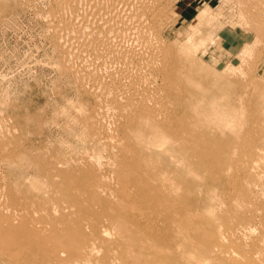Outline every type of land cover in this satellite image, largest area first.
<instances>
[{"label":"rangeland","instance_id":"374dc122","mask_svg":"<svg viewBox=\"0 0 264 264\" xmlns=\"http://www.w3.org/2000/svg\"><path fill=\"white\" fill-rule=\"evenodd\" d=\"M53 2L0 0V183L28 185L41 155L97 163L109 151L115 109L93 76L72 72L79 62L68 37L56 36ZM159 13L163 43L178 53L170 68L183 73L176 117L194 113L199 154L217 152L197 169L183 164L179 176L184 211L206 229L193 248L185 242L182 264H264V0H163Z\"/></svg>","mask_w":264,"mask_h":264},{"label":"bare ground","instance_id":"6f19581e","mask_svg":"<svg viewBox=\"0 0 264 264\" xmlns=\"http://www.w3.org/2000/svg\"><path fill=\"white\" fill-rule=\"evenodd\" d=\"M162 2L54 0L56 36L68 37L66 52L73 48L79 62L72 72L93 76L97 95L115 109L106 129L111 144L105 157L94 156L105 158L100 162L41 155L28 185L0 183V264H182L181 249L203 235L196 211H184L179 176L185 166L212 162L217 152L199 154L194 113L176 117L183 73H172L178 53L157 27Z\"/></svg>","mask_w":264,"mask_h":264}]
</instances>
